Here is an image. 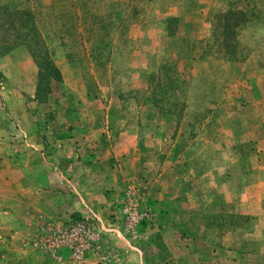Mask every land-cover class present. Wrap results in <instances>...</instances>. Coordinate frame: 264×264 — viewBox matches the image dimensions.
Masks as SVG:
<instances>
[{
	"label": "rangeland",
	"instance_id": "obj_1",
	"mask_svg": "<svg viewBox=\"0 0 264 264\" xmlns=\"http://www.w3.org/2000/svg\"><path fill=\"white\" fill-rule=\"evenodd\" d=\"M2 4L60 81L0 30V264H264V0Z\"/></svg>",
	"mask_w": 264,
	"mask_h": 264
},
{
	"label": "trees",
	"instance_id": "obj_2",
	"mask_svg": "<svg viewBox=\"0 0 264 264\" xmlns=\"http://www.w3.org/2000/svg\"><path fill=\"white\" fill-rule=\"evenodd\" d=\"M247 12L242 9L229 8L215 17V29L220 30L219 48H222L224 55L234 52L235 30L246 21ZM32 15L18 6L10 7L7 4L0 5V30L9 32V35L17 37L19 41L15 45H24L33 62L37 67L36 93L40 97L49 89L50 82H59L58 69L52 63L46 46L37 36L32 24ZM175 21V18H168L167 24ZM5 45V44H1Z\"/></svg>",
	"mask_w": 264,
	"mask_h": 264
}]
</instances>
